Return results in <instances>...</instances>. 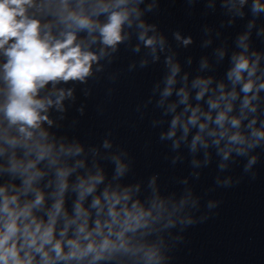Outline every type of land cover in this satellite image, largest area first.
<instances>
[{"label": "clouds", "instance_id": "obj_1", "mask_svg": "<svg viewBox=\"0 0 264 264\" xmlns=\"http://www.w3.org/2000/svg\"><path fill=\"white\" fill-rule=\"evenodd\" d=\"M31 2L32 0H0V48H3L9 40L14 39L15 42L6 51L9 60L4 66L5 78L9 81L11 89L9 102L4 109L5 115L13 124L36 126L41 119L37 109L44 107L41 101L34 99L37 88L50 81L83 79L89 74L91 61L95 59V56L88 52H82L80 45L75 43V34L71 32L67 33L63 40H53L50 36L41 39L39 23L29 20L25 15V5H30ZM123 19L124 17L121 15L113 14L110 17V23L101 29L105 44L114 45L121 39L119 28ZM77 24L82 28L90 27V22L87 19H78ZM247 67V61L241 57L234 72L230 75H235L236 80H240L241 71ZM250 89L251 84H245L243 91L248 92ZM212 106L216 107L215 104ZM223 119V115L217 117V123H221ZM236 123L237 121H233V124ZM21 131L26 130L22 127ZM60 175H65V173H60ZM63 187L64 185H61V190ZM92 190V187H88L84 191L91 192ZM3 191L4 189L0 188V192ZM14 201L15 197L11 200L5 198L3 205L0 206V212L5 213L8 217L0 230V264H33V257L27 252L24 257L20 256V252L25 248L34 249L41 255L43 264H50L48 253L44 251L45 245H51L57 259H71L74 256L82 257L88 253L96 252V248L91 243L81 250L78 242L70 240L68 244L73 251L64 256L62 255V242L53 243L56 216L61 212L60 201L54 205V212L50 213L46 226L31 219L22 230L18 220L21 216L28 219L31 215V207L40 205L43 196L37 194L34 204L26 206L19 214H14L9 210V204ZM94 203L99 204V200ZM76 211L78 215L81 213L79 205H77ZM110 214L115 216L114 212ZM33 225L34 227H32ZM78 231L84 232V228L81 227ZM18 236L22 238L19 248L17 247ZM87 238L85 236V239ZM108 246V241H105L100 250L103 251ZM93 258L99 259V253Z\"/></svg>", "mask_w": 264, "mask_h": 264}]
</instances>
